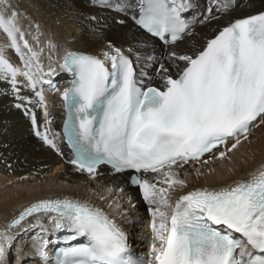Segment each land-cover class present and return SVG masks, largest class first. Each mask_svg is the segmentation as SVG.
Segmentation results:
<instances>
[{"label": "snow or ice", "instance_id": "1", "mask_svg": "<svg viewBox=\"0 0 264 264\" xmlns=\"http://www.w3.org/2000/svg\"><path fill=\"white\" fill-rule=\"evenodd\" d=\"M41 6L38 22L0 0L7 38L0 46V101L77 171L90 178L105 171L122 184L99 197L109 211L68 197L24 206L0 230V264H12L14 248L15 264H264V162L246 179L191 189L209 159L195 173L187 168L205 157L231 162L252 143L251 130L264 127V10L231 15L252 8L251 0H208L199 15L196 0ZM197 25L211 34L198 39ZM60 48L63 55L53 59ZM60 73L70 76L62 90L52 80ZM45 86L62 102L61 131L51 127ZM124 185L146 205V257L132 247L141 220L128 211L138 205ZM57 233L66 234L62 241L52 240Z\"/></svg>", "mask_w": 264, "mask_h": 264}, {"label": "bare ground", "instance_id": "2", "mask_svg": "<svg viewBox=\"0 0 264 264\" xmlns=\"http://www.w3.org/2000/svg\"><path fill=\"white\" fill-rule=\"evenodd\" d=\"M14 4L19 6L22 12L27 13L34 20L40 21L41 16L38 14L37 7L41 6V0H12ZM196 3L201 10L197 8L196 12H202L208 6V0H196ZM254 5L252 8L245 6L243 9L238 8L231 15L233 17L241 16L248 12L264 10V2L262 0H251ZM80 6L83 8V4ZM42 7V6H41ZM84 11L88 9L84 8ZM228 17H225L221 23L226 22ZM215 27V26H213ZM127 31V29H125ZM197 31L204 35H210L211 28H201L197 25ZM47 34V29H45ZM5 34L0 31V46L6 43ZM56 41H60V37H55ZM45 43V36L40 37V45ZM9 59L19 66L20 62L15 53H7ZM49 53L45 50L42 62L47 67V57ZM53 59L63 55V48L58 52L52 53ZM53 83L63 89L68 86V74L60 73L52 78ZM45 96L49 104L52 116L55 118L54 124L51 126L54 131H60L63 109L62 102L59 96L45 86ZM7 101H0V177L3 180V189L0 190V230L7 226V222L24 206L39 199H56V198H72L79 200H89L91 203L102 208L107 206L100 201V196H108V187L112 184H122V178L113 179L109 173L102 171L97 178L77 173L73 165L65 162L60 157L56 156L47 149L33 134L30 122L15 108L6 109L4 104ZM41 122H43L42 110H36ZM6 129V131H4ZM252 143L249 145L244 143L241 147L232 154V161L229 162L211 160L209 157L202 158L201 161H193L187 166L188 170L195 173L197 168H201L203 159H209V164L203 166L205 176L198 180L193 179L189 188L203 187L215 185L219 182L230 183L233 180L246 179L248 173L264 162V127L253 128ZM231 143V142H229ZM223 151V147L220 149ZM67 153V148L65 147ZM232 168L229 172L228 169ZM209 169H215L211 175H207ZM126 192L132 197L134 203H137L138 208L132 209L128 207L127 196L122 203L128 207V211L133 213V218H136L138 211L141 224L133 230L130 240L133 242V249H137L143 245L144 250H138L141 256H147L149 244L145 245L139 242L142 235H147L151 240V231L145 225L147 224L146 205L140 202L138 190L126 185ZM61 233L52 236V240ZM144 239V238H143ZM19 243V242H18ZM31 244V238L26 237L24 247L28 250ZM146 249V251H145ZM13 259V264H15Z\"/></svg>", "mask_w": 264, "mask_h": 264}, {"label": "rangeland", "instance_id": "3", "mask_svg": "<svg viewBox=\"0 0 264 264\" xmlns=\"http://www.w3.org/2000/svg\"><path fill=\"white\" fill-rule=\"evenodd\" d=\"M198 9H202V8H200V6H198ZM202 12H203V10H202ZM196 15H199V12H196L195 13ZM200 166H203V164H200ZM1 176V175H0ZM3 189V180H2V177H0V190H2ZM144 237H147V235H142V237L139 239V242L140 243H142V244H144ZM136 250H144V248H143V245L142 246H139ZM145 251H146V249H145ZM14 258H16V251H15V248L13 249V255H12V264H13V259Z\"/></svg>", "mask_w": 264, "mask_h": 264}]
</instances>
